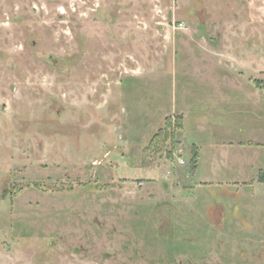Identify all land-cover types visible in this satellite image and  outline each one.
I'll use <instances>...</instances> for the list:
<instances>
[{
    "label": "rangeland",
    "instance_id": "obj_1",
    "mask_svg": "<svg viewBox=\"0 0 264 264\" xmlns=\"http://www.w3.org/2000/svg\"><path fill=\"white\" fill-rule=\"evenodd\" d=\"M0 264H264V0H0Z\"/></svg>",
    "mask_w": 264,
    "mask_h": 264
},
{
    "label": "trees",
    "instance_id": "obj_2",
    "mask_svg": "<svg viewBox=\"0 0 264 264\" xmlns=\"http://www.w3.org/2000/svg\"><path fill=\"white\" fill-rule=\"evenodd\" d=\"M259 178H260V180H263V177H262V175H260V177H259Z\"/></svg>",
    "mask_w": 264,
    "mask_h": 264
}]
</instances>
